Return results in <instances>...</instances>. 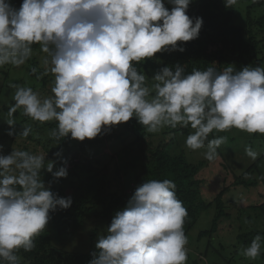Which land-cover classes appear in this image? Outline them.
<instances>
[{
  "label": "clouds",
  "instance_id": "1",
  "mask_svg": "<svg viewBox=\"0 0 264 264\" xmlns=\"http://www.w3.org/2000/svg\"><path fill=\"white\" fill-rule=\"evenodd\" d=\"M167 2L170 11L164 0H23L19 9L0 0V67L24 65L39 44L47 66L41 75L54 76L52 95L45 98L31 87L10 85L15 93L9 127L22 109L41 124L57 122L53 138L70 134L84 141L135 117L149 133L190 127L185 146L206 148L202 155L209 162L219 158L217 149L226 142L225 136L209 140L214 131L264 135V67L236 71L229 65L222 72L208 67L185 75L177 64L163 67L147 85L136 65L159 52H183L178 42L197 39L203 24L186 14L192 0ZM224 3L229 8L237 0ZM30 131L24 127L20 136ZM245 153L257 159L251 147ZM44 162L45 156L22 150L0 155V261L7 264H18V250L33 249L50 211L72 205L71 197L54 194L40 177L46 169L55 179L67 178V167L53 172L54 162L46 168ZM186 217L173 181L148 180L115 213L89 264H186ZM262 242L264 237L255 236L241 254L255 260Z\"/></svg>",
  "mask_w": 264,
  "mask_h": 264
},
{
  "label": "trees",
  "instance_id": "2",
  "mask_svg": "<svg viewBox=\"0 0 264 264\" xmlns=\"http://www.w3.org/2000/svg\"><path fill=\"white\" fill-rule=\"evenodd\" d=\"M9 2L14 8L19 9L23 0H9ZM164 2L165 7L170 11L173 5L167 0ZM237 3L228 8L224 0H194L191 2L186 14L190 19L199 17L203 20L198 38L189 42H178L177 47H183L185 49L183 52L169 50L155 54L153 58L136 65L137 70L144 72L147 78H150L163 67L174 69L177 64L184 67L185 75L194 69L206 70L208 67L215 68L217 72H222L229 65L233 66L236 71L246 66L264 67V38L259 33V31L264 32V11L259 16L254 15L256 9L264 7V0H253L252 4L247 7L245 27L233 22ZM32 50L34 53H42L39 44H34ZM28 63V67H41L39 62L33 59L32 61L29 59ZM33 69H30L29 73L31 77L37 80L43 77L41 81H38L43 83L44 87L48 88L49 85H53L54 79L50 72L48 75H41L46 70L33 72ZM121 124L129 134L134 135L136 140L127 145L123 154L120 152V156L117 154L107 157L109 159L103 158L107 161L98 159L97 164L99 165L97 166H94L88 159L80 162L79 156L73 155L75 144L80 152L84 146L109 142L114 138L120 139L122 135L113 134V126L102 130V133L92 140H74L70 134L60 140L50 136L48 142L52 143V148L48 150L45 157L44 167H47L49 161L54 162L55 168L71 165L67 167L71 180L68 183L64 178L55 179L46 169L41 170L40 177L51 183L50 190L54 194L64 198L71 197L72 205L66 210L57 208L49 212V222L44 231L34 238L33 249L28 252L20 249L16 252L19 258L18 264H89L93 258L92 253L97 251L96 244L86 245L80 242L79 232L86 230L90 222H104L108 228L115 213L124 209L135 189L148 180L169 179L175 183L177 198L183 202L187 210L183 225L185 235L197 224L203 212L211 207L217 209L211 230L200 234V238H203L218 229V222L221 219L230 217L225 207V195L239 186L253 187L258 184L256 181L247 182L245 178L250 172L258 173L259 176L262 174L258 168V164L263 160L260 158L243 174L235 175L233 183L220 191L212 201L204 202L201 195L203 181L200 180L198 174L204 162L191 163L177 138L179 132L186 134L191 129L190 127L171 128L167 126L159 137V135L148 133L135 117ZM56 126L55 121L46 125L50 130ZM13 133H17V128ZM12 140L15 141V138ZM56 153L61 155L57 157ZM64 161L67 162L66 165ZM256 180L259 182L260 178L257 177ZM130 183H133L135 187H131ZM248 208L253 209L258 206ZM101 230L103 229L93 227L91 237L97 238ZM104 234L106 233L103 232ZM257 235L264 237V228L243 233L238 236V240L250 245ZM209 251L208 248L204 257H207ZM202 261L195 259L192 264H204ZM0 264H7V262L0 261Z\"/></svg>",
  "mask_w": 264,
  "mask_h": 264
},
{
  "label": "rangeland",
  "instance_id": "3",
  "mask_svg": "<svg viewBox=\"0 0 264 264\" xmlns=\"http://www.w3.org/2000/svg\"><path fill=\"white\" fill-rule=\"evenodd\" d=\"M194 0H192L193 2ZM253 0H238L236 15L234 17V24L245 27L247 25V7L251 5ZM264 7L256 9L254 11L255 16H259L263 13ZM260 36L264 38V32L259 31ZM46 54L36 52L32 54L30 60L39 62V66L28 67V61L24 65L19 67L12 65H5L0 67V155L7 156L13 149L24 150L33 154H39L47 156L48 150L52 148V143L48 140L51 136V130L46 125L52 121L46 123H39L31 120V118L24 116L22 109H18L13 114V119L16 124L10 128L6 123L8 117V110L14 104L13 96L15 89L10 87L12 84H18L25 87H31L33 91L37 92L41 98L52 95V84L44 87L41 83L40 77L38 81L36 78L31 77L30 69L42 71L46 70L47 66L44 65L43 60ZM9 69V71H8ZM156 74V73H155ZM154 76V75H153ZM152 77L147 78L146 83L149 87L154 83L151 80ZM52 79L54 76L52 75ZM47 88V89H46ZM154 94V93H153ZM24 127H30L31 131L27 137L20 136ZM179 127V126H178ZM12 136L7 133L9 131H16ZM114 135H122L120 139L114 138L109 142L96 143L90 146H84L82 151H78L77 144H75L73 155L79 156V161L85 159L90 160L94 166H97V160L102 159L107 161V157L112 155L123 154L127 145L131 144L136 138L128 131L122 124L113 126ZM167 126L163 127L157 133H150L153 135L161 136V132L166 130ZM184 134L179 132L177 138L180 140L181 148L185 149L188 160L191 163L197 164L204 162L199 169V178L203 181L201 187V195L204 202L212 201L215 196L222 191L226 186L231 185L234 181V176L243 174L253 163L258 162L260 158L263 160L258 164L260 168L261 176L258 173L246 175V180L256 181L253 187L239 186L236 189H231L225 197V207L229 218L221 219L218 224L219 227L216 231L211 232L210 235L200 238V234L204 231H210L212 222L217 214V209L211 207L202 213L197 221V224L187 233L188 244L187 248V261L186 264H192L193 260H203L204 264H264V246L261 247V254L255 259L251 260L244 257L241 254L242 248L248 246L244 244V241L238 240V236L253 229L264 228V135L261 134H248L246 132L231 129L226 132H213L209 134L208 139H212L217 136H225L226 142L222 144L218 149L219 158L215 161L209 162L204 159L202 153L206 151V148L197 151H192L185 146L186 137L192 132ZM149 133V132H148ZM7 137V138H6ZM32 137V139H31ZM15 138V141L12 139ZM170 138V136H169ZM177 147V146H176ZM251 147L253 151L258 153L256 160H251L245 153V149ZM109 159V158H107ZM258 160V161H257ZM104 164V163H103ZM101 166V165H100ZM66 167H71L67 165ZM59 168H53L57 171ZM260 178L259 182L256 180ZM68 183L70 182V176L68 173L67 178H64ZM45 186H52L51 183L44 181ZM131 187H135L133 183H130ZM258 206V208L249 209V206ZM253 210V211H252ZM247 221V222H246ZM93 227H98L101 230L97 238L91 237ZM107 225L104 222H90L89 226H86V230L79 232V241L83 244L90 245L96 244L103 232L106 233ZM222 246V248H221ZM209 248L207 257H204L206 250ZM220 253H218V252Z\"/></svg>",
  "mask_w": 264,
  "mask_h": 264
},
{
  "label": "bare ground",
  "instance_id": "4",
  "mask_svg": "<svg viewBox=\"0 0 264 264\" xmlns=\"http://www.w3.org/2000/svg\"><path fill=\"white\" fill-rule=\"evenodd\" d=\"M29 64V63H28ZM32 65V64H31ZM171 68V67H170ZM8 71H9V69H8ZM112 136V135H111ZM161 142V141H160ZM119 156V155H118ZM52 159V158H51ZM67 160V159H66ZM116 173V172H115ZM95 176V175H94ZM116 176V175H115ZM133 176V175H132ZM119 178V177H118Z\"/></svg>",
  "mask_w": 264,
  "mask_h": 264
}]
</instances>
